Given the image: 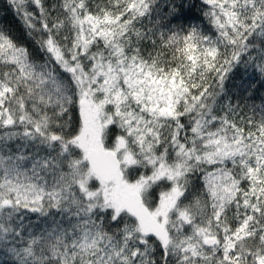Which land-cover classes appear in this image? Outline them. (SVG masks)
I'll use <instances>...</instances> for the list:
<instances>
[{"label":"snow or ice","instance_id":"6c2138e0","mask_svg":"<svg viewBox=\"0 0 264 264\" xmlns=\"http://www.w3.org/2000/svg\"><path fill=\"white\" fill-rule=\"evenodd\" d=\"M0 264H264V0H7Z\"/></svg>","mask_w":264,"mask_h":264},{"label":"trees","instance_id":"16d2710c","mask_svg":"<svg viewBox=\"0 0 264 264\" xmlns=\"http://www.w3.org/2000/svg\"><path fill=\"white\" fill-rule=\"evenodd\" d=\"M0 23L8 25L13 31L19 26L14 13L8 7L7 0H0Z\"/></svg>","mask_w":264,"mask_h":264}]
</instances>
